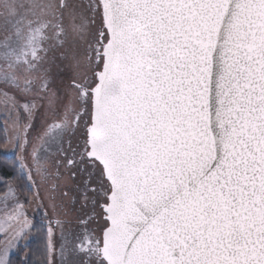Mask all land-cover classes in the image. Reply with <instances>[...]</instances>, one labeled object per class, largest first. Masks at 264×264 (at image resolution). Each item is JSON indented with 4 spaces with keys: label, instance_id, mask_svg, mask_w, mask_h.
I'll use <instances>...</instances> for the list:
<instances>
[{
    "label": "snow or ice",
    "instance_id": "1",
    "mask_svg": "<svg viewBox=\"0 0 264 264\" xmlns=\"http://www.w3.org/2000/svg\"><path fill=\"white\" fill-rule=\"evenodd\" d=\"M0 264H264V0H0Z\"/></svg>",
    "mask_w": 264,
    "mask_h": 264
},
{
    "label": "trees",
    "instance_id": "2",
    "mask_svg": "<svg viewBox=\"0 0 264 264\" xmlns=\"http://www.w3.org/2000/svg\"><path fill=\"white\" fill-rule=\"evenodd\" d=\"M0 146H2V147H6V145H0Z\"/></svg>",
    "mask_w": 264,
    "mask_h": 264
},
{
    "label": "rangeland",
    "instance_id": "3",
    "mask_svg": "<svg viewBox=\"0 0 264 264\" xmlns=\"http://www.w3.org/2000/svg\"><path fill=\"white\" fill-rule=\"evenodd\" d=\"M6 147H7V145H6Z\"/></svg>",
    "mask_w": 264,
    "mask_h": 264
}]
</instances>
